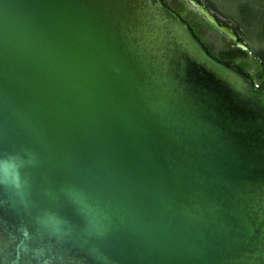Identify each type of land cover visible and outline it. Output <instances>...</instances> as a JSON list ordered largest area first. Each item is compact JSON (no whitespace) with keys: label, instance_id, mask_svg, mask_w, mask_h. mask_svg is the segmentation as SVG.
I'll use <instances>...</instances> for the list:
<instances>
[{"label":"water","instance_id":"water-1","mask_svg":"<svg viewBox=\"0 0 264 264\" xmlns=\"http://www.w3.org/2000/svg\"><path fill=\"white\" fill-rule=\"evenodd\" d=\"M199 1L264 74V0ZM7 157L3 264H264V81L164 0H0Z\"/></svg>","mask_w":264,"mask_h":264},{"label":"rangeland","instance_id":"rangeland-1","mask_svg":"<svg viewBox=\"0 0 264 264\" xmlns=\"http://www.w3.org/2000/svg\"><path fill=\"white\" fill-rule=\"evenodd\" d=\"M165 2L192 27L197 38L204 43L212 55L219 58L222 52L233 49L231 39L211 25L209 16L195 2L191 0H165ZM200 11L204 17L200 15ZM233 63H239L241 68L255 74L259 68L257 59L250 53L245 57H238Z\"/></svg>","mask_w":264,"mask_h":264},{"label":"flooded vegetation","instance_id":"flooded-vegetation-1","mask_svg":"<svg viewBox=\"0 0 264 264\" xmlns=\"http://www.w3.org/2000/svg\"><path fill=\"white\" fill-rule=\"evenodd\" d=\"M192 2H195V4L198 6V7H200L201 8V10L203 11V12H205L210 18H212V20L214 21V23H211L212 25H214V27L216 28V29H218L219 31H221L220 29H222V32H224L225 33V35H227L230 39H231V41H232V43H233V45H235L236 47H238V48H241V49H243V47H242V42H241V40L238 38V36L235 34V32H234V30H233V28L227 23V22H225L224 20H221L220 18H218L217 16H215V15H213V14H211L206 8H204L203 6H202V4L200 3V1L199 0H191ZM164 2H165V0H164ZM165 4H166V2H165ZM167 5V4H166ZM200 15L202 16V17H204V15L201 13V11H200ZM184 20V19H183ZM191 27V26H190ZM191 29H192V27H191ZM194 31V30H193ZM194 33H195V31H194ZM196 35V34H195ZM200 40V39H199ZM201 41V40H200ZM203 45H204V43H203ZM205 46V45H204ZM206 47V46H205ZM206 49L208 50V48L206 47ZM244 50V49H243ZM208 52H209V50H208ZM247 53H249V52H247ZM209 54H211L210 52H209ZM212 55V54H211ZM213 57H215L214 55H212ZM254 56V55H253ZM215 58H217V57H215ZM254 58H256L255 56H254ZM219 61H221V62H224V63H226L228 66H232V67H236V68H238L243 74H245L246 76H248L249 78H251L252 79V81H253V83L255 84V85H257V86H262V84H263V81H264V74H263V69H262V65L260 64V62L258 61V66H259V68H258V71H257V73L255 74V73H252V72H249L247 69H243V68H241L240 66H239V63H232V64H228L227 62H225V61H223V60H221V59H219V58H217ZM257 59V58H256Z\"/></svg>","mask_w":264,"mask_h":264},{"label":"clouds","instance_id":"clouds-1","mask_svg":"<svg viewBox=\"0 0 264 264\" xmlns=\"http://www.w3.org/2000/svg\"><path fill=\"white\" fill-rule=\"evenodd\" d=\"M0 183H12L17 188L20 187V177L18 165L14 158H0ZM25 238H27V232L24 233ZM29 249L26 245L18 246V251L16 253V259L12 261V264H19L21 252H28ZM38 257H43L39 264H52V259L50 257H45L44 250L39 249L35 251ZM3 264V261H0Z\"/></svg>","mask_w":264,"mask_h":264},{"label":"trees","instance_id":"trees-1","mask_svg":"<svg viewBox=\"0 0 264 264\" xmlns=\"http://www.w3.org/2000/svg\"><path fill=\"white\" fill-rule=\"evenodd\" d=\"M247 52L249 51L243 50L234 45L233 49L222 52L221 55L219 56V59L227 62L228 64H232L235 61V59H237L238 57L241 58V57H245L246 55H248Z\"/></svg>","mask_w":264,"mask_h":264}]
</instances>
